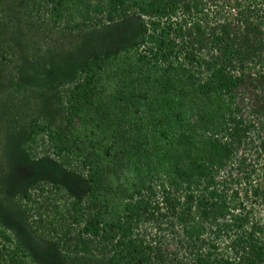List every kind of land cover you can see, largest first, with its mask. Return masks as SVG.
<instances>
[{"label":"trees","instance_id":"16d2710c","mask_svg":"<svg viewBox=\"0 0 264 264\" xmlns=\"http://www.w3.org/2000/svg\"><path fill=\"white\" fill-rule=\"evenodd\" d=\"M0 2L1 186L44 207L31 229L26 208L16 223L0 211V264L264 263V229L245 207L264 170V59L252 62L263 33L242 19L235 53L224 22L202 79L188 39L203 30L196 0ZM219 4L264 12V0ZM35 242L51 256L27 253Z\"/></svg>","mask_w":264,"mask_h":264},{"label":"rangeland","instance_id":"374dc122","mask_svg":"<svg viewBox=\"0 0 264 264\" xmlns=\"http://www.w3.org/2000/svg\"><path fill=\"white\" fill-rule=\"evenodd\" d=\"M5 1V0H4ZM221 0H196V5L197 8L202 9V20H200L202 25V31L201 33H195V32H190V37L188 39L193 40L194 42V50L192 51L194 54V56L200 60V63L198 65V67L194 68L196 69L194 72H192L191 74H193L194 76L198 77V78H204L206 77L208 70L205 69V67L203 66L206 62H209L211 60V57H209L212 53H213V60L215 58H217L219 55V52L215 50V48L212 46L213 41L211 39V37H219L220 33H219V28L220 26L227 21L228 24H233L234 27L232 26V36L230 38L231 43L233 45V51L236 53L238 50V47L241 45L239 43V39H241V36L243 34L246 33V31L244 30L245 26L242 23V19H246L247 22H251L257 29L258 31H260L262 34V37L259 38L260 40L263 39L264 36V12L263 9H261V6L259 4H257L256 6H252V5H248V8L250 6V10L251 12L249 13L248 11V15L247 16H240V14L236 13L235 10L231 9V8H222L219 5V2ZM1 4L3 2H0ZM27 4V3H26ZM29 4V3H28ZM203 4V6L201 5ZM262 5V4H261ZM255 7V8H253ZM7 8H11L12 10H22L21 7H18L15 2H13L12 4H10ZM191 13L195 12L193 10H189ZM196 14V13H194ZM204 15V16H203ZM239 19V20H238ZM233 21V22H232ZM251 23H248L249 25H251ZM188 26V25H187ZM189 27V26H188ZM123 34H125V32L121 33V38L122 40L127 39ZM251 44L253 45V42L250 39ZM215 46H217V44H213ZM264 59V50L259 51L258 57H257V50L255 51L254 56L252 57V62H257L259 60V62ZM131 64H135L133 61H131ZM139 64V63H138ZM128 66L125 65L122 69H130L132 66ZM107 69L108 71H113L114 68H117V65H115V63H109L107 65ZM149 66H147L148 68ZM9 72V71H8ZM5 75V74H4ZM113 76L108 75L107 78L103 79L102 85H104V92L106 93L108 90V85H113ZM101 90V89H100ZM102 91V90H101ZM18 111V110H17ZM8 118L10 119L11 116L8 113ZM13 120V118H12ZM17 122V121H14ZM21 122V121H19ZM9 130H16L13 126L14 124L12 122L9 121ZM0 126H2V124H0ZM4 130V128H0V132ZM256 131L252 132L251 135V140L255 141V134ZM11 141L14 142V139H11ZM15 143V142H14ZM79 149V148H78ZM81 153H84L82 150H80ZM140 160V159H139ZM74 162L77 165V169L80 170V164L81 161L79 159V161H73V159H71V165L74 164ZM4 162L0 159V181H2L0 183V211L1 213L4 215L5 221H13V223H16L15 217H13V215L15 214V212L18 210V207L21 208H26L27 212H25V209H21L23 212V215L27 216V215H33L31 217V219L27 218V221L25 222L30 229L33 228V226H31V224H33V220L37 219L38 214H43L44 213V207L42 204H38L37 207L36 204L34 202H32V200H30L29 202H26L25 199L23 197H21V193L17 190L14 191H8V194H4L3 193V189L1 184H3L4 187H6L8 185L7 181H6V175H7V171H5V168L2 167V164ZM79 163V164H78ZM262 167L263 164H261ZM259 168V167H258ZM3 173V174H2ZM259 176L257 177L258 179L256 180H252V185L251 186H255L256 188V196L255 199L251 198V202H249V200H247V202H245V207L250 211L251 216L254 218V220L260 224V226L264 229V198L263 196L260 194L261 191L264 190V170L260 171L258 170ZM76 178H79L77 176H75ZM254 179V178H252ZM74 187V185H71V182L68 185L64 184L63 188L66 187ZM12 188V187H10ZM264 192V191H263ZM66 195H64L62 192L57 193V195L54 196V202L58 203L60 206H62L63 202L65 201ZM3 207V208H2ZM35 208V209H34ZM36 208L38 209L37 215L34 213V210H36ZM70 219V218H69ZM32 220V221H31ZM2 227L4 228L6 234H13L15 232V229L13 228L12 225H2ZM46 227V224H44L43 222L41 223V225L38 227H34L35 230L41 229ZM71 228H69L70 231L73 232L72 227L73 225H70ZM50 236V235H49ZM48 236V237H49ZM22 241L27 243L29 242L28 240H25L23 237ZM54 237L51 235V237L49 238H43V240H48L47 242L52 243V241H54ZM30 246V248H32V251H27V253H33L37 259L40 260V258L42 259H46L49 258L51 256V252L54 251V246L52 244H47V243H30L28 244ZM227 252V251H226ZM264 264V263H262Z\"/></svg>","mask_w":264,"mask_h":264},{"label":"clouds","instance_id":"9594fccd","mask_svg":"<svg viewBox=\"0 0 264 264\" xmlns=\"http://www.w3.org/2000/svg\"><path fill=\"white\" fill-rule=\"evenodd\" d=\"M53 245V244H52Z\"/></svg>","mask_w":264,"mask_h":264}]
</instances>
